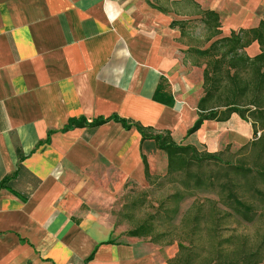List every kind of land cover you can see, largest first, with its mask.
Instances as JSON below:
<instances>
[{
  "label": "crops",
  "instance_id": "crops-1",
  "mask_svg": "<svg viewBox=\"0 0 264 264\" xmlns=\"http://www.w3.org/2000/svg\"><path fill=\"white\" fill-rule=\"evenodd\" d=\"M183 1L0 0V264H165L90 211L78 184L97 162L145 178L148 140L113 120L62 128L117 114L194 144L213 120L186 136L203 94L185 83L183 43L206 47L189 24L213 8L189 0L184 18Z\"/></svg>",
  "mask_w": 264,
  "mask_h": 264
},
{
  "label": "rangeland",
  "instance_id": "rangeland-1",
  "mask_svg": "<svg viewBox=\"0 0 264 264\" xmlns=\"http://www.w3.org/2000/svg\"><path fill=\"white\" fill-rule=\"evenodd\" d=\"M198 1L200 7L213 8L219 13L222 32L218 37L229 35L232 29L254 27L264 15V0ZM175 8L185 14L184 18L196 10L189 0ZM191 17L189 31L202 44L207 31L198 15ZM184 40V80L190 87L189 92L203 94L211 90L215 107L234 104L264 108V32L257 37H243L240 44L207 58L195 56L187 48L190 39ZM192 83L195 84L193 90ZM256 136L251 123L234 114L225 122H206L189 142L200 149L223 151V157L229 158V153L234 154ZM181 139L183 135L175 131L174 140ZM143 148L153 176L151 181L135 175L136 169L127 175L109 162H97L100 171L89 169L86 176L78 178L82 190L86 186L83 199L88 209L111 218L120 238L127 236V230L154 216L156 242L149 237H138L136 242L153 256L155 263L183 264L180 259H171L178 254V243L182 242L190 243V247L181 254L189 252L194 257L193 264H203V259L214 253L217 241L213 233L205 229L211 221L222 227L240 225L242 231L257 233L259 227L253 224L264 214L263 175L239 173L222 164L193 161H185V165L177 162L174 172L168 173L166 153L157 149L152 140L146 141ZM234 161L264 170V158H255L250 153L237 154ZM185 183L192 195L169 199L170 195L185 191ZM164 200L169 214L159 206ZM192 220L201 224L203 230L192 232ZM241 264H264V256L244 259Z\"/></svg>",
  "mask_w": 264,
  "mask_h": 264
},
{
  "label": "trees",
  "instance_id": "trees-1",
  "mask_svg": "<svg viewBox=\"0 0 264 264\" xmlns=\"http://www.w3.org/2000/svg\"><path fill=\"white\" fill-rule=\"evenodd\" d=\"M199 15L198 19L203 24L205 31H207V36L204 41H210V43L204 48H190V51L198 58L212 57L224 49L240 44L243 37L251 35L257 37L261 34V32H264L263 15V18H261L258 24L254 27L240 28L238 31L231 30L229 35L218 37V35L221 34L219 13L213 9H199ZM188 21L191 20L173 21L171 25H178L182 29L186 26ZM159 88L160 87L158 85L156 91H158ZM154 98L158 99L156 93ZM213 100V92L211 90H206L197 104V119L188 128L186 136L194 134L205 120L225 122L228 121L234 114L237 115L243 121L250 122L252 132L254 134H258V136L245 144H242L239 150L234 154L229 153V158L223 157V154L225 153L223 151H209L206 149H200L194 144L176 142L173 140L169 130H156L151 126H143L138 121L127 119L117 114L106 117L99 116L91 120V122H87L84 117L70 118L62 130H68L74 127H83L85 125L94 127L113 120L115 122H119L125 129L135 128L141 135V141L152 140L157 149L164 151L167 158L168 173L174 172L177 162H181L185 165V161H193L196 163L211 162L222 164L235 172L246 174L255 173L264 176V170L259 171L250 166L237 164L234 161L237 154L243 153H250L255 158H264V108L234 104H229L223 107H215L212 104ZM141 157L144 166L145 179L151 181L153 176L149 170L147 157L144 154H142ZM186 166L189 167V164L187 163ZM185 186L187 187L185 191L172 194L169 199L191 196L192 194L190 193L189 186L186 183ZM165 203L166 201L164 200L161 204H159V206L161 209L165 210L167 214H169L170 209L164 207ZM153 217L154 216H149V218L136 227L127 230L126 235L128 237L135 238L149 237L150 241L156 242L157 237L154 235L155 225L152 222ZM253 226H255V228L259 227V229L257 230V233L250 234L247 233V231H242L240 225L222 227L216 221L208 223L205 229L210 230L217 241L213 247L214 253L209 257L207 256L204 258L203 264H241L244 259L264 256V214H261L256 219ZM200 230H203V226L192 220V232ZM188 247H190V243L185 245L182 242H179L178 254L173 256L171 259L177 261L180 259L183 264H193L194 257L189 252L182 255L183 251L187 250ZM165 264H168V262H165Z\"/></svg>",
  "mask_w": 264,
  "mask_h": 264
}]
</instances>
